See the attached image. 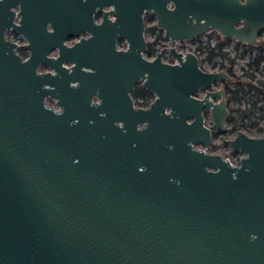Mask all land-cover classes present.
<instances>
[{"label":"water","instance_id":"95a60500","mask_svg":"<svg viewBox=\"0 0 264 264\" xmlns=\"http://www.w3.org/2000/svg\"><path fill=\"white\" fill-rule=\"evenodd\" d=\"M145 11L173 43H264V0H0V264H264V131L225 139L238 164L210 151L201 110L219 130L228 111L206 89L231 76L174 46L147 59Z\"/></svg>","mask_w":264,"mask_h":264},{"label":"flooded vegetation","instance_id":"af4514ba","mask_svg":"<svg viewBox=\"0 0 264 264\" xmlns=\"http://www.w3.org/2000/svg\"><path fill=\"white\" fill-rule=\"evenodd\" d=\"M108 8L109 7H104V9H108ZM14 9L17 10V7H14ZM148 16L152 17L151 20H146V18ZM101 17H102V13L95 10V13H94L95 22H99ZM17 19L18 18L16 16L13 18V20L15 22L17 21ZM143 20H145L144 31H145V40L147 42V47H146V50L143 51V55L147 59H153L159 50H161L162 48H165L164 55L162 56L161 60L163 62L167 61V62L174 63L175 57L171 52H169V47L174 46L176 48V50L181 51L183 53H185L186 51H192L193 53H195L197 55V58L199 61V66L202 70L214 71V70H220V68H224L229 73V75L231 76L230 81L229 80H222L220 82L209 81L208 87L206 89V90L210 91V90H215V89L222 87L224 92H225V102L227 103V111H228V116L224 122L225 126L222 130H219L216 127V125H214L213 119L210 115V108L206 107V106H204L202 108L201 113L203 115V124L210 128L212 140L215 137V135H222L223 133L227 134L231 130H235V133H236L237 130H242L240 127L244 128L245 126L246 127L255 126L257 124V121L252 120L251 119L252 116L253 117L254 116H258V117L260 116L264 120V116L258 115V113L254 110L255 101L252 104V109H249L247 111V110H245V108H243V109L236 108L235 111L237 110L236 113L238 115L232 116V111L234 109L231 106L230 102L232 99L231 98L232 97L231 91H233V89L230 87V84L234 83V82L238 83L239 81H238L236 75L234 74L233 70H231L232 69L231 65L225 66V64L222 60V58H224V57H227V58L229 57V49H228V46L226 43L230 42V43H233L234 45H238L239 47L240 46H242L243 48H251L252 47V48L258 49V55H260L261 57L263 55V57H262L263 59L261 62H262V64H264V48H262L264 46V43H262L258 46H252V45L247 46L243 43H237L231 39L229 42H225L224 37L217 34L216 31L213 29H208L202 35L198 36L196 39H193V40H187L186 39L183 41H179L178 43H173V42L169 41L168 39L164 38V30H162L161 27H159L156 24L155 17L153 15V13H151V11H145L144 12ZM147 34L150 35L151 41H147V39H146ZM87 35H88L87 33H79L78 36H69L64 40V43L66 45L71 44L72 42L78 40L79 37L87 36ZM211 36H214V37H211ZM4 37L11 40V41H14L15 43H17L14 48L19 53L21 59H25V57L28 56L29 50L27 48L22 47V44L25 42V39L21 36V34L17 30H15L13 28L12 29L11 28L5 29ZM214 39H217V41H214ZM157 41H163V42L166 41L167 44L162 46L161 48L159 47L156 49L154 46H155V43ZM116 43H117L118 48L126 46L125 39L122 36L117 37ZM147 50H150V53H148ZM56 51H57V49L52 50L49 54L54 56L56 54ZM203 51L206 53L205 56L201 55V52H203ZM217 58L219 61L216 60ZM70 63L71 62L68 61V62H64L63 64L66 67H68V65H70ZM37 69L41 70V71H46L47 69H50V68L48 66L46 67L44 65L39 64ZM259 89L263 93L262 96H264V89L262 90V87H260ZM206 90L199 89L198 91H195L192 94L196 98H201L202 96H204L206 94L205 93ZM129 95H130V97H132L133 107H143V108H146V106H148L149 103L151 101H153V99L155 97L154 93L151 90H149L146 87H144L143 85H141L140 79H138L134 83V90H133V92H130ZM235 98L240 100L241 102H243V100L246 97H245V94L242 92V94L239 95V97H235ZM92 99H93V101L97 100L94 96L92 97ZM44 101L46 102L47 105L51 106L54 110L58 111L60 109V107L56 104V100L54 98L48 96V97H45ZM257 108H260V110L264 111V105H260ZM228 123L232 124V128H228V125H227ZM243 132H246V131H243ZM247 134H249V133H247ZM249 135H252V134H249ZM231 137H233V136H231ZM227 138H230V137H225L223 139L224 144H226L225 139H227ZM211 143H212V141H211ZM210 147H211V144H210ZM228 147H229V154L224 156V157L229 158V160L232 164H238L242 153L235 152V151L233 152L232 149L230 148V146H228ZM211 148H210V151H211ZM238 154H241V155H238ZM235 155L237 156V158L235 160H232ZM231 157H233V158L231 159Z\"/></svg>","mask_w":264,"mask_h":264},{"label":"rangeland","instance_id":"374dc122","mask_svg":"<svg viewBox=\"0 0 264 264\" xmlns=\"http://www.w3.org/2000/svg\"><path fill=\"white\" fill-rule=\"evenodd\" d=\"M214 37V36H211ZM147 41H151V37L149 34L146 35ZM217 41V39H214ZM167 42L157 41L155 43V48H161L166 45ZM229 49V57L222 58L225 66L231 65V70H233L234 74L238 79V83L234 82L230 84V87L233 89L231 94V106L233 107L232 116L238 115L235 111L236 108L249 110L252 109V104H254V110L258 113V115L264 116V111L260 110V105H264V100L262 93L255 91L254 88L249 87V83L257 86L258 88L262 87L264 89V64L262 62L259 63L258 66H249L248 63L252 61V58L258 55V49L256 48H243L242 46L234 45L233 43H226ZM211 45V44H210ZM202 56H205L206 53L201 52ZM218 60V58L216 59ZM219 61V60H218ZM206 65V64H205ZM245 94V99L243 102L236 99L235 97H239V95ZM236 95V96H235ZM252 120H256L257 124L251 127H240L243 131H246L252 135H259L264 130V120L259 116H252ZM228 128H232V124L228 123ZM235 130H231L230 132L223 133L222 135H215L211 143V151L220 153L223 157L229 154V147L223 143V139L225 137L234 136ZM241 155V154H238ZM239 157V156H238ZM233 157H231L232 159ZM237 156L235 155L232 160H235Z\"/></svg>","mask_w":264,"mask_h":264},{"label":"trees","instance_id":"16d2710c","mask_svg":"<svg viewBox=\"0 0 264 264\" xmlns=\"http://www.w3.org/2000/svg\"><path fill=\"white\" fill-rule=\"evenodd\" d=\"M151 18H152L151 16H148V17L146 18V20H151ZM224 41H225V42H229L230 39L228 40V39L224 38ZM262 48H264V46H263ZM262 48H261V49H262ZM147 52L150 53V50H147ZM262 57H263V55H262ZM262 57H261L260 55H258V56H257V55L254 56V57L252 58V61L249 62L248 65H249V66H252V65H253V66H257V65L262 61V59H263ZM249 87H250V88H254L255 91L262 93V91H261L257 86H255V85H252V84L249 83ZM262 94H263V93H262ZM263 100H264V96H263Z\"/></svg>","mask_w":264,"mask_h":264}]
</instances>
